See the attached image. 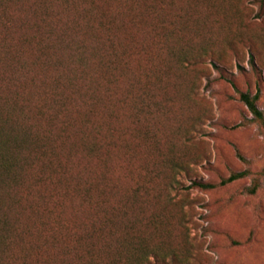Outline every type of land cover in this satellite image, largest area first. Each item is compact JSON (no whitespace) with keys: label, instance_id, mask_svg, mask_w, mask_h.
<instances>
[{"label":"rangeland","instance_id":"rangeland-1","mask_svg":"<svg viewBox=\"0 0 264 264\" xmlns=\"http://www.w3.org/2000/svg\"><path fill=\"white\" fill-rule=\"evenodd\" d=\"M144 1L157 8L159 21L176 20V68L159 51L152 20L145 16L141 28L128 30L134 41L125 40V64L132 71L117 78L122 87L128 79L136 86L128 91L125 105L118 96L106 113L99 103L86 126L84 121L86 138L98 142V151L84 158L79 148L69 150L64 162L72 183L59 182L46 191L60 192L58 208L49 205L48 212H31L30 201L19 212L23 237L14 238V264H40L43 259L57 264L55 254L63 250L43 242L46 231L55 223L63 243H68L72 231L94 214L93 208L77 204L76 193L65 192L86 180L95 185L104 177L105 185H119L123 195L135 186L142 188L141 196L129 199L132 220L161 215L162 224L147 235L152 244L162 240L172 246L174 256H151L145 264H264V120L252 121L238 99L239 91L254 94L259 88L257 106L264 113V0ZM105 2L106 8L116 3ZM127 19L123 13L122 20ZM136 43L145 50L139 57ZM161 65L169 66L167 77ZM147 74L155 85L149 110L138 114L137 94ZM91 75L82 83L96 79ZM103 123L113 131H106ZM99 124L100 134L91 135ZM170 159L176 160V173L167 166ZM244 171V177L224 186L192 188L195 181L218 183ZM172 177L176 182L169 186ZM25 230H32L33 236L24 237Z\"/></svg>","mask_w":264,"mask_h":264},{"label":"trees","instance_id":"trees-1","mask_svg":"<svg viewBox=\"0 0 264 264\" xmlns=\"http://www.w3.org/2000/svg\"><path fill=\"white\" fill-rule=\"evenodd\" d=\"M115 1L113 7L106 8L105 0H0V264H14L11 250L14 238L23 237L18 216L26 204L33 201L34 206H27L31 212H48L49 205L58 208L60 192L51 188L56 193L46 195V191L59 182L72 183L66 178L64 162L69 150L79 148L84 158L96 156L98 142L87 139L83 130L96 105L100 103L110 112L111 101L118 96H122L119 103L125 105L128 91L136 86L128 79L121 93L124 89L117 78L119 73L123 76L121 72L132 71L125 64V40L134 41L128 30L141 28L145 16L152 20L150 30L158 38L159 51L167 64L176 68V20L159 21L157 8L144 0ZM123 13L127 22L122 20ZM136 46L139 57L145 50L138 43ZM161 67L167 77L169 66ZM90 72L96 79L82 83ZM151 77L144 75L145 83L137 94L138 114L149 110L147 101L155 85ZM259 98V88L254 94L238 92L254 122L264 120L257 106ZM103 125L106 131H113ZM103 125H94L91 135L100 134ZM72 133L78 137L72 139ZM167 162L176 173V160ZM245 174L233 172L218 183L195 181L192 188L211 190ZM104 178L99 180L101 184L86 180L65 192L76 193L77 204L93 208L94 214L72 231L68 243H63L55 223L46 231L43 242L63 250L55 254L57 264H145L151 256L161 260L173 257L172 246L162 240L152 244L147 235L162 224L160 214L154 213L146 221L139 216L132 220L128 214L130 197L141 196L140 185L123 195L119 185L109 188ZM173 181L174 177L169 186ZM255 189L254 185L248 191ZM112 199H117L114 205ZM44 225L50 226L41 223ZM32 236V230L24 231V237ZM20 251L25 253V249ZM45 260L40 264H50Z\"/></svg>","mask_w":264,"mask_h":264}]
</instances>
